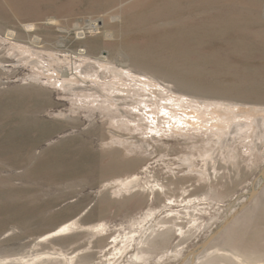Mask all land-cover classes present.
Instances as JSON below:
<instances>
[{
    "label": "rangeland",
    "instance_id": "1",
    "mask_svg": "<svg viewBox=\"0 0 264 264\" xmlns=\"http://www.w3.org/2000/svg\"><path fill=\"white\" fill-rule=\"evenodd\" d=\"M22 1L0 0V260L67 264L64 254H74L76 264H264V135H236L234 124L220 139L218 132L151 129L152 119L143 118L150 108L136 104L120 107L133 120L127 129L109 109L63 91L55 75L66 56L75 70L80 51L114 61L123 55L180 89L173 92L181 106L264 108V0H126L120 8L119 0H28L55 20H33L30 29ZM162 116L164 126L181 124ZM208 150L206 162L200 153ZM191 154L192 170L183 161ZM131 175L159 183L164 193L153 202L142 189L117 194L116 179ZM168 198L172 204L161 207ZM164 219L171 233L121 256L123 243L112 241L118 230L129 236ZM73 222L80 227L40 241ZM100 223L107 232L93 235L89 227Z\"/></svg>",
    "mask_w": 264,
    "mask_h": 264
},
{
    "label": "bare ground",
    "instance_id": "2",
    "mask_svg": "<svg viewBox=\"0 0 264 264\" xmlns=\"http://www.w3.org/2000/svg\"><path fill=\"white\" fill-rule=\"evenodd\" d=\"M103 1H101L100 3H102ZM110 1L111 0H108L104 3L107 4V2ZM119 1L121 3V5L119 6L120 8L126 0H119ZM27 2L29 1L28 0L22 1V6L19 11L21 15L23 14L24 20L28 21L23 23L24 28L30 29L32 28V26L36 25V22H34L33 20L39 21L46 19L47 21L50 22L54 20L52 18L45 17V15H47L46 14L47 12L43 11V9L45 8H43L42 10H36V7L32 8L30 4ZM38 4L42 5L43 0H39ZM107 15H109V17L112 18L113 20H115L119 16L118 14L112 12ZM90 27H92V24L89 25V28ZM46 47L47 45H44V48ZM32 55L34 56L35 53H33ZM76 55L82 60L80 65L78 66L75 65L74 68L75 70L73 71H70L72 65L70 64L71 59H69L68 56H66L64 64L57 63V66L55 68V73H56L55 75L60 76L61 78L60 88H62L63 91H68L72 93L76 97H78L79 95V97L82 98V100L85 101L86 103L96 102L95 104H97V106L99 105L105 109H109L111 112H114L115 117L113 116V119L114 120L116 119L115 123L120 126H124L127 129H130L127 123L129 122L131 123L133 120L130 119L131 117L127 115L126 112L120 107L123 105L133 106L134 104H136L138 107H142V108L144 107L145 110L150 108L149 110L145 111V114L146 115L149 114V115L144 116L143 118L144 120L152 119V121H150V123H152L151 129H154L156 127H160V128L164 127V129H166L167 131L170 130L172 133H176L184 136H187L185 134L187 133L189 134V132L190 133L195 132L197 134H205V133L212 134L218 132L217 136H219L218 139H220V135L221 134L223 135V133H225V130L229 128L230 124H234L232 128H234L235 131L234 130L233 131L236 133V135L243 136L247 134L246 137H250V135H252L251 129L257 131L256 132L257 138L264 135V108L261 107L250 108L249 106L248 107L249 109L248 108L244 109L239 107L241 104L238 106H234V105L230 106L229 104L224 105V103L222 102L221 103L215 102L211 105H206L205 103L199 102L191 106L189 105L188 107H185L184 105L181 106L177 103L179 102V100L178 101L175 100L176 98H178V94L175 93L180 92V89H178L177 87H170L167 83L163 81H159L154 74H150L148 71H145L146 69L144 68H138L132 66V64H130L128 60H124L125 58L123 55H121L122 57L120 56L118 61L116 60L114 61L113 59L110 60L108 54L105 56L98 54L93 58L92 54H90L88 50H86L85 52L80 51ZM89 58L93 59L94 61L92 60L91 63H87L86 60H88ZM33 62L41 63V60L38 56H36L33 59ZM166 91L170 92L168 95L170 99L167 98L166 100H159L158 97H161V95L164 94ZM241 106L243 107V105ZM164 113L167 114V116L172 117L173 120L175 119L176 121L180 122L181 123L179 124L180 126L177 124L178 127H172L170 123H169L170 127L169 125L164 126L165 124H168L167 123L168 121L164 122L165 119H167V117L162 116ZM153 115H155L154 118L152 117ZM148 117L150 119H148ZM142 126H144L145 128L147 127L143 123ZM148 128L149 127H147V129ZM187 139L190 140L189 137H187ZM252 145H253V141H252ZM200 154L203 160H205L206 162L208 161V158L211 155L209 150L207 152H204V154L202 153ZM192 157L195 158L193 154L188 156L186 155L183 158L184 163L187 164L190 170H192L191 167L193 161ZM211 172L212 174H216L214 171H210L208 172V174H210ZM116 181L119 183L118 188L116 190L117 194L118 193L120 194L122 191L129 192L132 189L133 190L142 189V191L149 192L148 199L152 200L153 202L156 192L164 193V189H163L164 187L162 185H160L159 183L152 184L150 182H144L142 184L140 177L137 175L127 176L123 179H116ZM172 201H174V199L171 200V198H168V200L161 207L163 208L168 207L170 204H172ZM190 201L191 199L188 200V203H190ZM156 212H157V208L154 210L149 209L145 211L144 216L142 217V221L145 222L149 218L151 219V217H153ZM180 214H181L180 211L177 212V215L175 217L181 220L182 216H180ZM171 215L172 212L166 214L165 217L169 218V216L171 217ZM169 222H170L169 220H165V219L161 221L157 220L154 223H150L148 227H144L140 230L138 229V231L132 232V230H130L131 234L129 236L125 235L124 228L122 229L123 233L120 230L118 231L116 230L117 234L114 236L112 241L116 243L119 242L118 240H120L123 243V246L118 248L119 252L121 253V256L128 249H131L134 244H137L139 249H147V247H149L150 245L152 246V244H154L153 242H155L156 237L160 236L162 238L164 236L165 230L168 233L172 232L171 227L168 225ZM136 224H138L136 226H141L140 223H136ZM174 225L178 226L176 230L179 232V234H183L181 225L180 224H174ZM78 227H80V225L77 222H73L71 224L63 223L58 228L51 230L46 234L42 235L40 237V241L62 234L63 232H67L69 230H72L73 228H78ZM130 227L132 228V223L130 224ZM89 229L93 232V235H97L107 232L108 228L106 223H100L89 227ZM157 230L160 231L156 232ZM168 238L169 235L166 237L165 240H168ZM57 253L59 254V252ZM34 255L36 254L34 253ZM64 255H63L64 256L63 259L67 262V264H76L77 257L74 254L73 256L70 257L66 256V254ZM134 256L136 259L145 258L142 255H139L138 253H136ZM48 258H52V257H48ZM58 259H60V257ZM146 259L147 258H145V260ZM49 260L50 259H41V257L38 256L27 259L21 257L16 259L15 264H58V260H51V261ZM117 261L118 259H116L115 261H110L107 264H116ZM0 264H8V263L4 262L3 260H0Z\"/></svg>",
    "mask_w": 264,
    "mask_h": 264
}]
</instances>
